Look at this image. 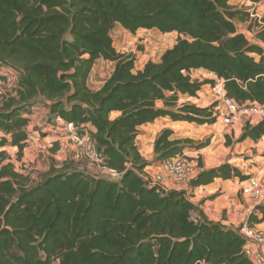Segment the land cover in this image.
<instances>
[{
	"label": "trees",
	"instance_id": "obj_1",
	"mask_svg": "<svg viewBox=\"0 0 264 264\" xmlns=\"http://www.w3.org/2000/svg\"><path fill=\"white\" fill-rule=\"evenodd\" d=\"M231 1L0 0V63L20 76L16 95L0 98V264H253L238 230L194 221L196 207L185 192L163 193L145 183L139 173L149 163L136 144L139 129L163 117L201 126L217 122L216 104L178 107L181 95L196 98L215 84L194 80L193 71L224 80L227 96L239 104L264 105V49L239 32L236 21L247 23L249 15ZM118 25L130 34L177 33L178 40L159 62L137 71L136 56L114 47ZM258 39L264 43V30ZM98 60L115 68L94 91L88 81ZM39 100L52 118L89 136L106 167L122 176L99 178L67 162L53 165L40 180L19 172L6 148H17L22 159ZM172 135L165 130L156 139V161L193 145L171 141ZM263 135L264 121L245 124L240 142H258ZM58 150L55 143L52 151ZM234 178L248 177L224 164L190 185ZM255 211L263 218L252 214L250 226L264 222V207Z\"/></svg>",
	"mask_w": 264,
	"mask_h": 264
},
{
	"label": "crops",
	"instance_id": "obj_2",
	"mask_svg": "<svg viewBox=\"0 0 264 264\" xmlns=\"http://www.w3.org/2000/svg\"><path fill=\"white\" fill-rule=\"evenodd\" d=\"M234 1L236 0H232L230 2L231 6H236ZM146 32L150 33L151 31L139 30L136 34L138 36L139 34H144ZM120 36L122 37L123 35ZM146 42L147 40H145L143 43ZM120 43L121 42L118 41L117 47H120ZM113 44L116 48L115 41L113 42ZM116 50L121 54L128 53L126 51H119L118 48H116ZM133 54L136 56L140 53L133 52ZM161 57L157 60H147L141 66H138V63L142 62H138L139 56L137 55L136 70H143L145 65L149 61L159 62ZM101 61L103 60H98L96 62L93 72L88 81L89 87L94 91L100 90L108 79H104L101 74L98 75L96 72H94L95 68L101 65ZM111 64H113L114 71L115 64ZM191 77L194 79L192 75ZM206 86L203 87L196 98H190L189 96L181 95L178 107L182 106L181 104L183 103V99L181 98H185L187 99L185 101L188 102L186 104H193L199 108H209L211 104L206 105L205 100L206 103H210L212 96H207L206 98L202 97V93L206 92ZM193 100H196L197 103L203 100L204 106L193 102ZM158 106L162 107L163 103L159 102ZM48 115H50L49 109L47 108V106H45L44 109L40 110V113L36 114V116H33V125L42 128L45 127L43 124V119ZM114 116H117V114H114ZM51 119L53 118L51 117ZM56 121L57 120L53 119L52 122L57 123L58 125H63L62 120H59L57 122ZM258 124L259 122L254 126ZM45 125L48 128L44 131H48L47 133L49 134L44 137V139H40L39 141L37 137L40 132V128L38 129V132L34 133V137L29 136L31 140L29 139L27 142V147L24 150L23 157L25 155L27 158L28 154L31 157V153H34L37 149L42 148V146H44L47 141H50L51 139L59 145V149L60 145L62 148H68V143L66 141L67 138L63 137L64 135H67L68 132L64 130L65 133L63 134L60 127L55 129L51 125H48L46 123ZM244 127L245 123L243 122L233 125H224L221 122H216L215 124H205L201 126L195 123L174 122L170 117L160 118L152 124H147L141 127L139 129V136L136 139V144L141 156L146 162L149 163V166L145 168L144 172L154 174L161 170V162L156 161L154 153V143L163 131L171 130L173 132V135L170 137L171 141L191 140L193 142V145H187V147L184 149L183 154L198 160L200 169L199 174L204 171L218 168L224 164H230L233 167L239 169L244 176L249 177L251 175H254L256 173L257 166L264 161V150L260 144L250 139H246L245 141L240 142V138L244 134ZM31 128L32 127H28L29 133ZM41 131L42 133H45L43 130ZM58 135H60L61 137H59ZM72 140L75 141L74 138H72ZM206 142H208L207 147L197 149V146L199 144ZM227 142L229 144H227ZM74 150L76 151V149ZM10 158V162L12 163V156ZM19 160L22 161L21 159ZM85 167L86 172L94 175L96 174L95 176H97L96 172L90 171L88 164ZM243 182L244 181H241L239 178H234L231 180L216 179L213 183L206 186L193 188L190 184H188L182 187L175 188V191L185 192L187 199L196 207V211L192 213V219L194 221H203L205 218L210 222L219 223L230 230L237 231L240 227L249 222V217L252 214L257 216L259 219L263 218V215L260 213V211H255L256 208L254 209V207L256 206H254L253 202L242 195L241 187ZM254 226L264 229V222L261 224H254Z\"/></svg>",
	"mask_w": 264,
	"mask_h": 264
},
{
	"label": "built area",
	"instance_id": "obj_3",
	"mask_svg": "<svg viewBox=\"0 0 264 264\" xmlns=\"http://www.w3.org/2000/svg\"><path fill=\"white\" fill-rule=\"evenodd\" d=\"M240 2L241 6L250 8L244 11L248 12L252 19L260 23L262 20L260 10L263 4L252 3L249 0H240ZM19 78V73L16 70L0 63V83H3L6 87L7 96L16 95L19 88ZM212 91L216 99L214 117L217 122H221L224 125L243 122L254 126L256 123L264 121V105L257 102L239 104L229 98L224 80L216 79V84ZM55 120L59 121L61 119L55 118ZM63 125L66 131L74 136L81 146L82 154L86 158L89 169L92 170L91 172H96L97 175L101 174L99 178L109 180H118L122 176L121 173L106 167L103 155L97 150L95 143L89 136H78L73 124L63 122ZM257 143L264 150V135ZM127 168H132V164H127ZM199 171L197 159L180 154L161 162V170L158 172L154 174L143 172L139 173V175L150 188H157L163 193H169L174 191L175 188L190 184L198 176ZM241 192L245 198L253 202L254 206H256L254 209L258 206H264V161L257 166L256 173L249 176L242 183ZM238 232L246 241L244 247L246 257L253 264H264V229L250 226L246 223L238 229Z\"/></svg>",
	"mask_w": 264,
	"mask_h": 264
},
{
	"label": "rangeland",
	"instance_id": "obj_4",
	"mask_svg": "<svg viewBox=\"0 0 264 264\" xmlns=\"http://www.w3.org/2000/svg\"><path fill=\"white\" fill-rule=\"evenodd\" d=\"M234 3L236 4V6L234 7L239 8L241 12L247 13L249 15V13L245 12L244 10H249L250 8H245L244 6H241L240 0H236L234 1ZM260 13L262 16V20L260 21V23L255 19H252L249 15V21L247 23H242L239 20H237L236 25L239 29V32L244 34L251 44L259 45L264 49V43L258 39L259 33L264 28V5L261 7ZM124 31L126 32V34ZM120 35L123 36L121 37ZM112 38H113V42L114 41L116 42V48H118L119 51H126L128 52L126 53L128 55L133 54V52L140 53L137 55L139 56L138 62L139 61L142 62V63H138V66H141L147 60L159 59L165 51L172 48L177 43L178 34L177 33L162 34L157 30H151L150 33L146 32L144 34H139L137 36V34H130L126 30H124L120 25H118L112 32ZM145 40H147V42L143 43ZM118 41L121 42L120 47H117ZM253 57L259 59V57L255 55H253ZM112 71H113V64H111L110 62H106L104 60L101 61V65L97 66L94 70V72H96L98 75L101 74V76L104 79L109 78V76L112 74ZM191 75L194 77V79L199 80L200 82L213 81L216 84V79H218L215 75L210 74L204 70L193 71V73L191 72ZM215 84L211 83L208 86H206L205 87L206 92L202 93L203 98H206L207 96H212L210 103L208 102L206 103L205 100L206 105L211 104L210 106H212L213 104H216L215 101L216 99L212 91ZM6 93H7L6 87L4 86L3 83H0V98L4 96ZM181 99H183V103L181 105L188 103L187 101H185L187 99L185 98H181ZM193 102L197 103L196 100H193ZM44 104L45 102L42 100L36 102L35 104L36 109H33V113L29 116L30 124L28 127H32L30 129V133L27 128V132L29 136H33V137H34V133L38 132V129L41 128L39 130L40 132L37 137L39 141L40 139H44V137H46L49 134L47 133L48 131L47 132L44 131L48 128L45 125V123L51 125L55 129L60 127L62 129L61 132L63 134L65 133L64 130H66L64 125L62 126V125H58L57 123H53L52 121L53 119L55 120V118L51 119L50 115L46 116L43 119L44 122L43 124L45 127L42 128L33 125L34 124L33 116H36V114L40 113V110L45 108ZM197 104L204 106V101L202 100ZM41 130H43L45 133H42ZM58 136L61 137L60 135ZM63 137L67 138L66 141L68 143V148L67 147L62 148L60 145V149L58 150V152L53 153L52 149L55 141H52L51 139L50 141H47V143L44 146H42V148H39L36 150V152L31 153V157L29 156V154L27 158L24 155V157L21 159L22 161H20L18 158L17 149L8 147L6 148V150L10 155V157L12 156V160H13L12 163H14L17 170L19 172L31 176L34 180H40L41 177L45 173H47L53 165L60 166L64 162L72 164L73 167H76L77 169L86 172L85 166L88 163L86 158L82 154L83 152L81 146L79 145L75 137L72 136L70 133H67V135H64ZM71 137L74 138L75 141H73ZM29 139L31 140V138ZM74 149H76V151Z\"/></svg>",
	"mask_w": 264,
	"mask_h": 264
}]
</instances>
